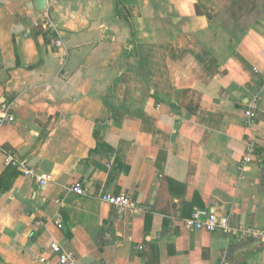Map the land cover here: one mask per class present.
I'll return each mask as SVG.
<instances>
[{"label":"crops","instance_id":"0c3cea01","mask_svg":"<svg viewBox=\"0 0 264 264\" xmlns=\"http://www.w3.org/2000/svg\"><path fill=\"white\" fill-rule=\"evenodd\" d=\"M233 1L55 0L54 35L36 0H0V264H57L53 241L76 264H264V238L183 223L264 229V5L237 30ZM119 193L132 208L100 198Z\"/></svg>","mask_w":264,"mask_h":264},{"label":"built area","instance_id":"2783aa9c","mask_svg":"<svg viewBox=\"0 0 264 264\" xmlns=\"http://www.w3.org/2000/svg\"><path fill=\"white\" fill-rule=\"evenodd\" d=\"M55 0H46V7L41 10L40 21L38 24L49 33L59 35V29L55 22L52 20L50 14V6ZM62 42L61 39L58 41ZM7 109V107L5 106ZM258 117V104L257 99L254 97L244 109V121L247 127H251ZM15 118L12 114L5 112L0 118V123L12 122ZM257 154V147L252 137L247 140L246 154L243 159L242 167L254 160ZM8 165L17 166L20 172L25 176L34 177L41 186H45L50 180L51 176L48 173H38L35 168L28 165L25 160H21L16 153H11L6 159ZM69 191L75 192L80 195L86 194V189L81 182H76L68 188ZM103 201L115 205L121 210L133 207V202L127 193L119 194H103L100 197ZM184 226L187 229L205 230V231H221L226 234H239L247 237L264 238V229L253 227H245L239 223H233L231 215L219 216L215 213H204L201 210H195L190 217L183 220ZM59 226H63V221L58 222ZM51 251L57 256V264H76L77 257L66 251L57 241H53L49 245ZM136 249H143V245H137ZM40 261L44 262L46 258L41 256Z\"/></svg>","mask_w":264,"mask_h":264},{"label":"trees","instance_id":"16d2710c","mask_svg":"<svg viewBox=\"0 0 264 264\" xmlns=\"http://www.w3.org/2000/svg\"><path fill=\"white\" fill-rule=\"evenodd\" d=\"M263 5L264 0H234L230 10L237 30H244L252 24Z\"/></svg>","mask_w":264,"mask_h":264},{"label":"water","instance_id":"95a60500","mask_svg":"<svg viewBox=\"0 0 264 264\" xmlns=\"http://www.w3.org/2000/svg\"><path fill=\"white\" fill-rule=\"evenodd\" d=\"M37 8L42 10L46 7V0H36Z\"/></svg>","mask_w":264,"mask_h":264}]
</instances>
